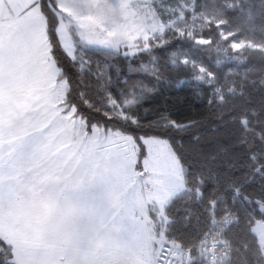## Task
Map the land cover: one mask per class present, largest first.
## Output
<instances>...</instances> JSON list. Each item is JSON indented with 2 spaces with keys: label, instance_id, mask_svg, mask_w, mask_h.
<instances>
[{
  "label": "trees",
  "instance_id": "16d2710c",
  "mask_svg": "<svg viewBox=\"0 0 264 264\" xmlns=\"http://www.w3.org/2000/svg\"><path fill=\"white\" fill-rule=\"evenodd\" d=\"M180 1L181 17L174 10L137 52L85 47L72 35L73 58L57 35L56 0L37 4L75 114L129 136L138 169L143 138L165 140L176 157L184 189L164 206L166 241L195 255L215 221L234 247L227 264H264L253 231L264 222V0L161 4ZM0 264H16L2 239Z\"/></svg>",
  "mask_w": 264,
  "mask_h": 264
},
{
  "label": "rangeland",
  "instance_id": "374dc122",
  "mask_svg": "<svg viewBox=\"0 0 264 264\" xmlns=\"http://www.w3.org/2000/svg\"><path fill=\"white\" fill-rule=\"evenodd\" d=\"M180 4L56 0L55 12L69 34L62 46L70 57L76 46L72 35L82 46L131 55L181 17L187 4ZM4 9L0 5V239L12 260L94 264L102 255L105 264H155V249L167 242L164 206L184 189L168 143L143 138L146 155L138 169L139 151L129 136L87 127L66 104L65 79L58 77L41 39L28 37L29 14L13 23ZM15 34L34 57L24 67L7 53ZM32 42L39 44L30 47ZM253 231L264 259V222L255 221ZM94 252L100 253L85 262Z\"/></svg>",
  "mask_w": 264,
  "mask_h": 264
},
{
  "label": "crops",
  "instance_id": "0c3cea01",
  "mask_svg": "<svg viewBox=\"0 0 264 264\" xmlns=\"http://www.w3.org/2000/svg\"><path fill=\"white\" fill-rule=\"evenodd\" d=\"M38 0H0L1 7L4 6V10L8 15H11L10 22L17 23L21 16H25L26 14L28 17L24 21V25L28 31V37L31 41H34L37 37L41 39V44L43 45V49L47 56L50 53V47L47 41L46 32H45V19L43 14L41 13L39 6L37 4ZM149 4V3H147ZM153 4V2H152ZM38 6V9H36ZM31 10H34L31 12ZM34 21L37 22L38 28L36 29L33 27ZM32 24V25H30ZM13 32H16V29H11ZM57 35L59 41L62 45V39L69 40V34L65 32L64 27L61 26V21L57 24ZM34 44L38 45L39 43ZM33 42L29 46L32 47L34 45ZM9 47L10 49L7 50L8 55L11 57V62L15 64H19L24 67L27 62L32 63L34 61L33 54L31 53L29 47H27L26 43L15 34L13 37L9 39ZM63 47V46H62ZM64 49V48H63ZM65 50V49H64ZM67 53V52H66ZM51 56V55H50ZM90 181H94L93 178ZM28 248V247H27ZM100 252H94L91 254V258L84 259L85 262H88L95 257V255L99 254Z\"/></svg>",
  "mask_w": 264,
  "mask_h": 264
},
{
  "label": "built area",
  "instance_id": "2783aa9c",
  "mask_svg": "<svg viewBox=\"0 0 264 264\" xmlns=\"http://www.w3.org/2000/svg\"><path fill=\"white\" fill-rule=\"evenodd\" d=\"M132 149L138 151V146L133 145ZM233 251L234 247L225 240L221 227L213 221L198 242L195 255H191L187 249L165 242L155 249L152 260L155 264H190L193 260L203 264H227ZM105 262L100 255L94 264Z\"/></svg>",
  "mask_w": 264,
  "mask_h": 264
}]
</instances>
